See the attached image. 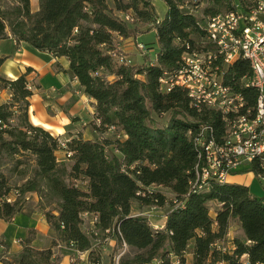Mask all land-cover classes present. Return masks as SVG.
<instances>
[{"label":"trees","instance_id":"16d2710c","mask_svg":"<svg viewBox=\"0 0 264 264\" xmlns=\"http://www.w3.org/2000/svg\"><path fill=\"white\" fill-rule=\"evenodd\" d=\"M15 1L11 6L0 4V39L7 37L9 26L18 43L66 57L84 92L96 101L94 128L119 132L115 138L100 139L52 134L29 119L35 90L27 74L33 68L28 66L15 78L0 72V88L11 91V98L0 103V156L29 152L35 159L32 176L16 188L0 174V217L10 221L22 209L23 196L36 192L56 233L51 246L38 248L32 245L36 230L30 228L18 251H11L0 236V261L60 264L52 248L58 240L91 254L92 236L112 233L117 243L128 247L120 264H264V195L249 185L198 173L196 136L205 123L207 138L212 133L222 139L227 131L222 111L193 102L181 86L164 92L159 80L164 71L182 65L188 43L201 48L206 27L192 12L200 0H164L167 8L162 15L152 0H38L37 9L31 0ZM209 1L207 17L235 6L234 0ZM136 19L151 23L156 32L154 61L147 56L133 64L114 54L119 53V36L139 33ZM5 59L0 57V66ZM251 74L249 61L240 58L229 66L225 80L254 101L256 89L242 85ZM18 112L19 121L14 123ZM59 148L66 150L71 164L58 159ZM246 169L257 172L255 164ZM81 177L85 187L77 182ZM155 185L174 193L163 227L136 213L133 206L135 201L164 206L167 197L153 189ZM15 189L20 196L8 202L5 196ZM85 212L97 216L91 233L83 228ZM233 221L240 223L242 233L230 237Z\"/></svg>","mask_w":264,"mask_h":264},{"label":"built area","instance_id":"2783aa9c","mask_svg":"<svg viewBox=\"0 0 264 264\" xmlns=\"http://www.w3.org/2000/svg\"><path fill=\"white\" fill-rule=\"evenodd\" d=\"M233 3L235 6L232 9L222 11L221 18L224 80L229 66L244 58L250 63L252 74L243 78L242 85L254 87L257 94L255 100L250 101L243 90L225 80L228 176L255 164L257 172L253 171L264 178V0H234ZM205 27L206 35L201 48L191 47L188 43L182 65L173 71H164L159 80L164 92L181 86L193 102L208 104V107L217 110L214 15L207 17ZM137 47L143 52L151 50L139 40ZM155 58L156 55L151 61ZM118 59L131 63L127 56L118 55ZM203 125L204 138L201 142L208 175L219 180L218 141H207L205 123ZM18 196L20 192L15 189L5 199L13 202ZM96 220L97 216L93 215V223Z\"/></svg>","mask_w":264,"mask_h":264},{"label":"rangeland","instance_id":"374dc122","mask_svg":"<svg viewBox=\"0 0 264 264\" xmlns=\"http://www.w3.org/2000/svg\"><path fill=\"white\" fill-rule=\"evenodd\" d=\"M15 0H0V4L3 6H11L13 3H15ZM33 5L35 6L38 3V0H32ZM152 3L155 6V9L159 15H162L166 8L167 4L164 0H152ZM212 6V3L209 0H200V3L196 5L193 9V13L196 14L201 24H205L207 14L205 13V9ZM224 9V8H223ZM134 24V23H133ZM135 25H138L140 28V31L136 36H130L127 40L121 39V37H118V49L119 53L116 54V57L118 58V55L127 56L131 63H142L144 62L145 58L149 56L150 60H152L155 56V51L157 48V37L156 32L152 28L151 23H144L141 20L136 19ZM199 39V38H197ZM143 41L144 43H148L154 46L153 50H149L147 52H143L141 49L137 47V41ZM121 52V53H120ZM16 56L19 58L12 59L7 65H5V71L6 68L9 66V64H14L16 66V62L19 61L21 65H32L35 69L34 78L32 81H30L32 88L35 90V87H39V83L42 85L41 89H38L37 92H35L30 97V105H29V119L32 123L41 125L43 127L49 128V125L45 122L46 114L50 111V102L46 104V96L47 94H51V90H53V86L57 85L56 76L52 74L51 71L54 69V67L61 66V63L57 62L53 59L50 60L48 57V54L45 52H42L35 47H33L29 43H24L23 50L16 53ZM110 78H112L111 75H109ZM34 83V84H33ZM47 93V94H46ZM89 105V104H88ZM67 106L65 103L60 106ZM58 107V106H57ZM49 109V111H48ZM47 112V113H46ZM14 123L19 121V112L16 113V116L12 120ZM80 125L83 126V129L85 130L86 135H89L91 137H111L115 138L118 136V132L116 129H107L104 131V133H100L99 130H96L94 128L93 121H88V123L81 122ZM111 151L118 152L114 149L113 146L109 147ZM119 153V152H118ZM62 153L59 152V157H62ZM17 156V157H16ZM14 157H8L0 156V174H3L7 177V181L9 185L12 188H16V186L20 185L24 180L31 177L33 174V167L35 165V159L34 155L29 152H24L20 155H16ZM69 155H67L68 157ZM67 162L69 164L72 163L71 160H68ZM247 168V167H246ZM241 170L238 172L230 173V175L227 177L228 182H234V183H242L249 185L251 191L254 193H257L259 195H264V178L258 176L253 170L249 169L247 170ZM79 184L86 186L85 178L81 177L77 181ZM153 189L162 192L167 197V203L164 206L160 205H145L141 204L140 202L135 201L134 211L136 213H142L146 215L149 218V221L152 224H155L157 226H161V224L164 222L166 212L168 210V207L174 198V193L165 186L161 185H155L152 186ZM23 205L31 204L34 206H39L40 208L44 209L43 204L41 203V198L36 201V197L31 193H27L23 196L21 199ZM216 204L212 203L210 206L211 214L214 215L215 213ZM17 224H19L17 221H15L13 224H8L7 226V233H16L18 236L19 233H23L22 229L23 226H21V231L18 230ZM91 223L87 220L83 223V228L88 231L92 232ZM230 232L229 236L233 237V235H238L242 233V229L240 226V223L238 221H233L230 226ZM14 228H16V231H14ZM6 235V234H5ZM7 236V235H6ZM9 239L10 236H7ZM115 241H114V240ZM92 240L94 243V250L91 252L89 259L90 260H97L98 264H120V255L126 250L128 251V247L125 244L117 243L116 239L113 237V234H106V233H100L97 235L92 236ZM112 240V241H111ZM7 241V240H6ZM8 242V241H7ZM9 243V242H8ZM0 244V248H1ZM187 256L190 258L191 254L190 252L187 254ZM59 263V261L57 260Z\"/></svg>","mask_w":264,"mask_h":264},{"label":"crops","instance_id":"0c3cea01","mask_svg":"<svg viewBox=\"0 0 264 264\" xmlns=\"http://www.w3.org/2000/svg\"><path fill=\"white\" fill-rule=\"evenodd\" d=\"M32 2V0H31ZM33 4V2H32ZM33 9L38 8V3L33 7ZM7 37L0 39V57H6L0 66V72L10 78H15L19 74L26 71L28 66L33 69L27 74V78L32 81L35 74V69L32 65H21L16 62L14 64H9L5 71V65H7L12 59L19 58L16 53L23 50V45L26 42L18 43L17 40L12 36L9 26L6 28ZM121 37V36H120ZM122 39V37H121ZM127 40L128 38H123ZM153 50V49H151ZM43 52V51H42ZM46 53V52H45ZM50 60H55L61 63V66H56L51 71L56 76L57 85L53 86L51 94L46 96V104L49 103L50 111L46 114L45 122L49 125L52 134L60 136L61 138H72L75 136H82L84 138L100 139L102 137H91L86 135L87 132L80 125L81 122L88 123V121H93L95 118V99L89 97L83 90L82 85L76 77L72 74L69 69V61L66 57H54L47 53ZM34 84V83H33ZM42 85L39 83V87H35V92L41 89ZM11 98V91L7 88H0V103L6 102ZM67 106H60L62 104ZM89 104V105H88ZM58 106V107H57ZM48 109V111H49ZM47 113V112H46ZM100 133H104L103 131ZM104 137V136H103ZM59 152L63 155L60 158ZM58 159L67 161V152L64 148H59L57 151ZM68 160H70L68 158ZM228 175L224 180H227ZM35 197L36 201L40 196L36 192H31ZM83 223L85 220L91 223L93 228V215L90 213H83ZM166 216L164 222L160 227L165 224ZM17 221L18 230L21 231V226H23L22 232L17 236L16 233H7L8 224H13ZM34 228L36 231L33 232L34 238L32 240V245L38 248L49 247L53 243V239L56 238V233L52 229L50 223L47 221L44 209L39 206H34L31 204L23 205L22 209L17 212L14 217L7 221L0 217V236L7 240L11 246V251H18L21 248V239L25 238L29 234V229ZM16 231V228H14ZM10 236L9 239L7 236ZM114 240V239H113ZM112 241V240H111ZM115 241V240H114ZM54 250V257L59 261L60 264H98L94 263L89 259V251H80L65 245L63 242L58 240V243L52 246ZM191 256L188 260H191ZM246 258V256H244ZM246 261V259H245ZM0 264H4L0 261Z\"/></svg>","mask_w":264,"mask_h":264},{"label":"bare ground","instance_id":"6f19581e","mask_svg":"<svg viewBox=\"0 0 264 264\" xmlns=\"http://www.w3.org/2000/svg\"><path fill=\"white\" fill-rule=\"evenodd\" d=\"M222 12L214 15V42H215V70H216V98L217 109L222 111L223 119L226 122V108H225V83L223 82L224 73V52H223V25H222ZM161 88L163 89L162 81L160 80ZM209 128L208 124H205V130ZM206 136V134H205ZM204 138V125L196 136V141L200 146L199 157L201 159L198 173L203 177L213 176L208 175V168H206V156L204 152L203 143L201 140ZM207 141H218V153H219V179L224 180L228 175V163H227V135L225 134L222 139L217 140L210 134V137H206ZM214 177V176H213ZM155 225V224H154ZM157 226V225H155Z\"/></svg>","mask_w":264,"mask_h":264}]
</instances>
